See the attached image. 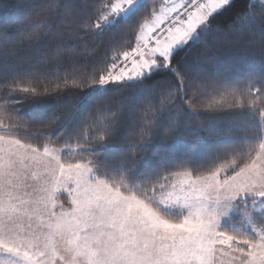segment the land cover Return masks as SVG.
Returning a JSON list of instances; mask_svg holds the SVG:
<instances>
[{
	"label": "snow or ice",
	"instance_id": "obj_1",
	"mask_svg": "<svg viewBox=\"0 0 264 264\" xmlns=\"http://www.w3.org/2000/svg\"><path fill=\"white\" fill-rule=\"evenodd\" d=\"M234 3L41 0L21 44L71 12L76 38L115 28L128 47L83 75L0 71V264H264V67L232 80L187 60ZM259 5L230 30L264 38ZM186 126L182 152L145 151Z\"/></svg>",
	"mask_w": 264,
	"mask_h": 264
},
{
	"label": "trees",
	"instance_id": "obj_2",
	"mask_svg": "<svg viewBox=\"0 0 264 264\" xmlns=\"http://www.w3.org/2000/svg\"><path fill=\"white\" fill-rule=\"evenodd\" d=\"M40 2L41 0H0V71L9 70L12 65H25L54 76L63 75L75 67L83 75L84 68L90 70L97 61L114 56L128 47L127 34L115 28L106 29L99 36H90L86 41L76 38L73 35L71 12H61L58 17H53L44 25L41 30L45 35L38 42L21 44V34L32 31L29 25H34L40 20L37 15V6ZM68 2H79V0H68ZM253 3L256 4L258 13L259 1L235 0L233 6L217 19L222 30L215 36L209 37L206 43L188 50L187 60L194 70L209 76L218 75L235 80L248 73L259 72L264 67L260 61L264 38L259 32H252L250 29L241 30L239 24L237 31L230 30L237 13L246 11ZM5 34L12 39L5 41ZM122 91L125 96L121 97L117 94L115 96L117 102L123 101L127 104L129 99L136 95L135 90ZM42 99H51V97H42ZM31 102L26 101L25 107L27 108ZM133 105L143 106L144 101L137 96ZM188 127L190 126L181 128L175 138L173 135L165 137L161 130L149 141L152 147L145 151L151 155V152L156 150L155 145L163 141L168 145L170 153L182 152L187 148L185 138L189 135L186 130ZM133 139L140 142L141 138L139 135H134ZM192 152L196 157L201 155L200 149H192Z\"/></svg>",
	"mask_w": 264,
	"mask_h": 264
},
{
	"label": "rangeland",
	"instance_id": "obj_3",
	"mask_svg": "<svg viewBox=\"0 0 264 264\" xmlns=\"http://www.w3.org/2000/svg\"><path fill=\"white\" fill-rule=\"evenodd\" d=\"M254 1H259V0H254Z\"/></svg>",
	"mask_w": 264,
	"mask_h": 264
}]
</instances>
